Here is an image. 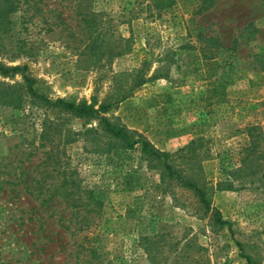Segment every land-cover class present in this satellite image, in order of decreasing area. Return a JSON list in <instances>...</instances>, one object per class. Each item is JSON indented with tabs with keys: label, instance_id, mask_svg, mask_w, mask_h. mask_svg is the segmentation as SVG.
<instances>
[{
	"label": "rangeland",
	"instance_id": "rangeland-1",
	"mask_svg": "<svg viewBox=\"0 0 264 264\" xmlns=\"http://www.w3.org/2000/svg\"><path fill=\"white\" fill-rule=\"evenodd\" d=\"M14 1L0 62L27 64L51 99L126 96L106 117L208 188L232 183L210 191L232 228L141 145L124 149L99 119L47 110L21 76L0 77L21 99L0 102V264H264V0ZM52 182L72 196L51 197Z\"/></svg>",
	"mask_w": 264,
	"mask_h": 264
},
{
	"label": "trees",
	"instance_id": "trees-1",
	"mask_svg": "<svg viewBox=\"0 0 264 264\" xmlns=\"http://www.w3.org/2000/svg\"><path fill=\"white\" fill-rule=\"evenodd\" d=\"M209 2H211V4H214V0H209ZM15 10L16 3L14 0H0V20L4 19L8 13H12ZM246 30H252L251 33L259 32V30L255 29L253 25H249ZM212 40L213 39L210 38L208 41ZM29 72L30 67L27 64L17 66H6L0 62V77H2L3 79H15L17 76H21L23 80V87L26 90V96L34 100L47 110L56 111L60 114L72 115L79 118L99 119V124L102 127L103 131L109 137L120 143L122 148L127 150H133L137 146L141 145L142 152L145 155H147L149 158L162 162L166 177H168L169 179L176 180L181 187L192 191L196 195L203 210L205 211V213L211 215L216 226H219L220 228H232L231 223L224 220L221 211L212 204L210 199L211 190L231 191L234 188L232 183H218L214 189L208 188V185L205 181L202 182L201 179H197L194 175H189L185 173L186 171H183L181 168L176 167L172 163V161L174 160V155L157 150L150 142L146 141L142 137L137 138L135 134L130 132L125 126L116 125L106 117L108 113L113 111L114 107L117 108V105L122 102L126 98V96L116 98L113 101L109 100L103 102L99 106V108H96V101L91 104H76L75 102H70L62 98L51 99L44 95H40L37 92L36 88L38 81L37 79L30 76ZM146 82L147 81H143L141 84L138 85V87L145 84ZM0 91V102L3 101L4 104L13 107L14 109H19V102L21 101L19 97H16L14 96V94L10 93L9 89H1ZM66 187V182H63L60 185H55V183L52 182L51 184H49V188L52 189L51 197L54 198L58 194H60L67 201L69 196H72V194L69 193L67 189H65ZM3 188L4 187L0 183V190H3ZM72 200L74 207H80V205L78 204L80 203L79 200ZM77 218H82L81 220L77 221V224L83 225L85 229L90 228L91 224L94 221V219L89 218L88 215L77 216ZM84 228L82 230H84ZM238 245L241 246L240 243H238ZM82 250L86 251L88 249H85L82 246ZM246 259L247 264H255L251 261L249 257H246ZM97 260H100V258L97 257ZM91 262L93 261L88 258L86 261H82V264H87Z\"/></svg>",
	"mask_w": 264,
	"mask_h": 264
}]
</instances>
